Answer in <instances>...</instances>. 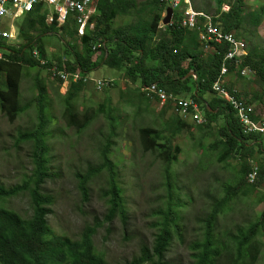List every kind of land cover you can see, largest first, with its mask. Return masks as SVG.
Wrapping results in <instances>:
<instances>
[{
    "label": "trees",
    "instance_id": "1",
    "mask_svg": "<svg viewBox=\"0 0 264 264\" xmlns=\"http://www.w3.org/2000/svg\"><path fill=\"white\" fill-rule=\"evenodd\" d=\"M216 1L213 18L216 26L250 42L248 54L238 63L225 56L230 47L225 41L210 42L206 55L199 29L182 26V12L178 9L174 10L172 22L163 25L167 5L161 0H96L97 12L90 18L94 27L87 26L84 35H78L79 24L73 15H69L65 23L59 22L56 16L49 23V9L43 3L36 4L19 18L16 24L18 40L23 42L18 45L1 43L6 50L4 59H0V110L10 122L16 120L22 111L19 102L22 76L25 70L35 68L37 73L33 85L36 95L32 103L37 108V122L33 128L21 131L15 141L17 146L22 143L31 145V172L20 183L10 186L0 178V264H113L103 252L97 250L94 235L98 227L107 221L119 218L126 225L129 220L123 189L118 182L115 163L110 158L112 138L118 124L113 114L115 107L112 99L107 96L98 106L99 111L111 120V135L101 151L103 161L85 174L77 175L83 197L88 199L90 180L103 169L109 172V186L104 192L109 204L107 213L102 220L96 217L95 224H87L78 239L57 233L50 227L49 215L54 212L52 206L55 198L46 189V185L55 178L56 172L51 165L49 129L52 119L47 113L48 85L40 70L47 71L46 68L54 63H65L68 70H82L90 74L102 65L120 70L129 85H132L130 92L134 99L147 106L157 102L146 95L148 85L152 82H157L169 92L193 97L200 104L207 118L204 124H198V120L191 124L186 118L173 113L163 128L139 129L143 150L156 153L165 162L169 201L160 211L161 220L157 222L159 228L152 243H143L139 254L125 263L117 264H179L168 256L174 237L183 238L178 209L182 201L174 198L177 185L171 172L172 164L178 160L182 149L173 143V138L184 129L194 126L200 130L217 128L218 139L212 147H221L219 158L234 156L240 161L238 179L227 185L223 196L214 202L204 220L202 239H196L190 244L195 250L194 262L191 264L218 263L224 247L216 237L220 214L235 197L247 196L250 191L264 187V160L258 161L260 170L256 183L250 184L247 179L251 171L248 158L264 156V135L243 131L235 111L218 97L219 93L213 89V83L221 75L224 56L227 74L235 72L237 77L244 78L242 69L249 66L255 75L254 82L262 90L236 94L248 103L256 102L264 113V40L259 43L255 39L257 29L264 19V5L246 12V0H229L230 9L222 11V3L226 0ZM194 8L199 10L197 6ZM200 10L208 13V9ZM122 16H130L133 20L114 26L116 18ZM55 32L60 34L65 51L48 57L42 37ZM98 42L103 43L102 47L93 49ZM34 49L47 59V64L43 65L40 58L34 55ZM191 71L195 72L196 77L189 75ZM61 83L67 84V92L61 95L74 122L75 102L86 90L88 82L81 80L69 86L66 81H59L58 88ZM225 86L233 90L231 86ZM121 92L124 94L123 90ZM130 92L127 91V94ZM170 105L174 106L171 100ZM168 108L169 105L163 106L162 113ZM90 120L81 128L86 127ZM166 129L170 130L169 135L165 133ZM20 195L29 198L30 212L25 215L9 205L11 199ZM259 201L264 204V191ZM260 235H264V207L255 222L239 228L238 234L234 236V245H229L227 249L228 264H254L262 244Z\"/></svg>",
    "mask_w": 264,
    "mask_h": 264
},
{
    "label": "rangeland",
    "instance_id": "2",
    "mask_svg": "<svg viewBox=\"0 0 264 264\" xmlns=\"http://www.w3.org/2000/svg\"><path fill=\"white\" fill-rule=\"evenodd\" d=\"M193 7L208 9L215 13L216 0H191ZM229 4V0L222 3ZM264 5V0H246L245 11L249 12ZM198 10V9H197ZM166 13H164V16ZM130 16L116 18L114 26L131 22ZM14 21V22H13ZM20 21L6 15L0 26L10 29ZM243 50L248 51L250 42L244 37ZM257 42L264 40V19L257 29ZM23 40H6L7 45H18ZM46 55L63 54L65 44L61 36L55 32L42 37ZM100 50L97 51V54ZM206 55L208 50L205 51ZM0 59H4L0 55ZM48 85L47 113L52 122L49 129V142L52 148L51 165L56 172L46 189L54 195V212L49 215V224L53 231L67 234L73 239L80 238L87 224H95L96 217L102 220L107 213L109 204L104 193L109 186V172L103 169L89 182V198L84 199L79 187L78 174H85L91 168L102 163V149L111 135V120L99 111V104L108 96L112 99L113 114L118 124L112 138L110 158L115 163L118 182L121 184L129 212L127 224L119 218L107 221L98 227L94 235V243L98 251L103 252L106 259L113 263H125L139 254L143 243L151 244L158 232L157 222L161 220L162 211L168 201L169 194L166 184L165 162L152 151L143 150L139 129L141 127L163 128L169 119L172 109L162 113L158 102L146 103L134 99L132 85L120 73V70L102 65L91 72V77H108L116 80V86L97 90L90 82L86 90L75 102V121L72 122L61 94L66 93V83L58 88V82L51 73L40 70ZM37 69L24 71L20 86L19 102L22 111L14 122L0 110V178L7 185L20 183L31 172V145L22 143L16 145L18 134L31 129L37 122V108L32 99L36 95L33 85ZM4 74H2V77ZM252 76L237 77L235 72L227 75L225 85L237 89L238 93L260 91L261 86L254 82ZM123 90L124 94H122ZM127 91L130 94H127ZM172 106V105H170ZM257 107H261L257 105ZM89 124L81 128L82 125ZM191 124L195 120H188ZM217 128L200 130L194 126L184 129L173 138L182 153L172 164V178L177 185L174 198L180 199L182 205L178 208L180 223L183 226V238L175 236L168 253L170 260L179 264L194 262V249L190 247L196 239H202L204 220L211 211L214 202L223 196L225 188L234 183L239 176L240 161L234 156L220 159L221 147L213 148L218 139ZM170 134V130H165ZM262 156V155H261ZM258 158V156H256ZM260 160V157L258 158ZM264 160V156L261 157ZM264 187L250 191L247 196L235 197L218 219L216 237L224 244L221 258L217 264H228L229 245H234V236L239 228L247 227L255 222L264 207L259 201ZM174 199V200H175ZM10 206L22 214L30 212V202L27 195L11 199ZM259 239V254L254 264H264V235Z\"/></svg>",
    "mask_w": 264,
    "mask_h": 264
},
{
    "label": "built area",
    "instance_id": "3",
    "mask_svg": "<svg viewBox=\"0 0 264 264\" xmlns=\"http://www.w3.org/2000/svg\"><path fill=\"white\" fill-rule=\"evenodd\" d=\"M96 0H0V24L3 17L11 15L13 20L22 16L25 12L30 11L36 4L43 3L49 8L47 21L53 22V18L63 19L66 22L69 15H73L77 20L78 35H84L87 26L94 27V22H90V18L97 12ZM165 2L167 7L172 6L182 12L181 25L184 27L198 28L200 31L199 37L204 50L210 49V42H227L230 47L226 55H233V60L238 63L248 54V51L243 50V40L236 37L232 32H224L219 29L213 21L215 14L197 10L193 7L191 0H161ZM222 11L230 9L229 4L221 6ZM166 13V12H165ZM14 22V21H13ZM18 31L11 24L10 29H4L0 26V55H4L6 48L1 44L6 40H17ZM103 43L98 42L93 46V49L102 47ZM36 57H39L43 65L47 64V59L41 58L37 49L33 50ZM225 56L222 64L221 75L213 83V89L223 87V94H218V97L225 100L235 111V114L245 133H259L264 135V113L257 111L254 104L248 103L243 98L236 94V90H230L225 86L227 77V64H225ZM47 72H57V75L68 83L70 86L73 82H92L97 90H102L115 85L114 78L100 77L93 78L90 73L82 70H68L65 63L58 65L56 63L49 65ZM243 75L252 76L253 70L249 66H245L241 72ZM195 76V75H194ZM196 77V76H195ZM148 97L156 99L160 106H170V99H177V106H170L172 111L177 115L186 118L187 120H198V124L207 122L200 104L193 97L178 95L174 92H169L161 88L157 82H152L148 85ZM251 164V171L248 173V182L254 184L257 181L260 166L255 157L248 158Z\"/></svg>",
    "mask_w": 264,
    "mask_h": 264
},
{
    "label": "bare ground",
    "instance_id": "4",
    "mask_svg": "<svg viewBox=\"0 0 264 264\" xmlns=\"http://www.w3.org/2000/svg\"><path fill=\"white\" fill-rule=\"evenodd\" d=\"M59 22H64L63 19L58 18ZM2 58V57H0ZM227 59L228 60H233V55H227ZM52 75L51 77H53L54 79L58 80V81H63L58 75L57 72H50ZM215 91L217 92V94H223V87H216ZM172 102H174V106H177V99H170Z\"/></svg>",
    "mask_w": 264,
    "mask_h": 264
},
{
    "label": "water",
    "instance_id": "5",
    "mask_svg": "<svg viewBox=\"0 0 264 264\" xmlns=\"http://www.w3.org/2000/svg\"><path fill=\"white\" fill-rule=\"evenodd\" d=\"M173 14H174V8L172 6H168L166 8V15L164 16V18L162 20V24L163 25L170 24L172 22ZM40 57L44 58V56H40ZM189 75H195L196 76L194 71H191L189 73Z\"/></svg>",
    "mask_w": 264,
    "mask_h": 264
},
{
    "label": "crops",
    "instance_id": "6",
    "mask_svg": "<svg viewBox=\"0 0 264 264\" xmlns=\"http://www.w3.org/2000/svg\"><path fill=\"white\" fill-rule=\"evenodd\" d=\"M46 8H47V7H46ZM48 9H49V8H48ZM195 9H196V8H195ZM49 11H50V10H49ZM20 17H21V16H20ZM20 17H19V18H20ZM17 19H18V18H17ZM17 19H16V20H17ZM16 20H15V23H16ZM12 25H13V23H12ZM15 27H16V24H15ZM16 29H17V27H16ZM245 76H247V75H245ZM66 86H67V84H66ZM234 90H237V89H234ZM237 92H238V91H237ZM251 103L254 104V106H255V108H256L257 111H261V108H260V107H257L258 104H257L256 102H251ZM169 109H171V108H169ZM172 112H173V111H172ZM257 156H258V158L260 157V160H261V157H262V156H261V155H257ZM255 158H256L258 161H260L256 156H255Z\"/></svg>",
    "mask_w": 264,
    "mask_h": 264
}]
</instances>
